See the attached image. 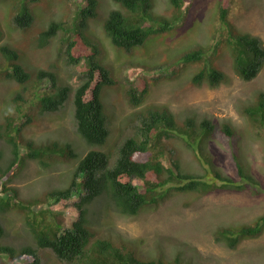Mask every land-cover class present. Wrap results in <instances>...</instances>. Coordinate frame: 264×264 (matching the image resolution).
Returning <instances> with one entry per match:
<instances>
[{"label":"rangeland","instance_id":"374dc122","mask_svg":"<svg viewBox=\"0 0 264 264\" xmlns=\"http://www.w3.org/2000/svg\"><path fill=\"white\" fill-rule=\"evenodd\" d=\"M25 1L30 0H0V45L8 44L20 53L17 60L33 72V79L36 76L35 67H46L50 61L55 62L54 69L60 78L58 80L68 84L70 90L69 98L60 110L43 114L39 121L34 120L28 124L22 135L30 140L44 142L43 144L50 143L53 139L63 144L70 143L76 155H68L67 150L49 165L29 158L7 182L8 186L17 189L21 198L35 195L47 199L44 189L64 186L78 160L89 149L105 150L111 157L110 164H113L119 139L134 130L141 113L149 108L162 107H167L180 121L186 115L196 116L197 119H211L215 125L212 135L206 141V147L213 163L222 172L238 178L234 158L236 154V160L264 184V124L260 125L262 120L258 121V118L255 119L256 122H252L244 112L246 105L254 101L257 93L264 91V63L257 75L250 80L241 79L234 73L232 56L222 42L228 29L227 22L221 20L218 13V4L222 0H183L182 10L187 12L190 9L186 17L176 20L169 30L149 35L143 44L130 50L113 45L98 24L106 18L110 8L120 7V4L115 0H100L97 16L89 20L87 29L95 32V39H98L100 47L97 58L115 80L113 84L104 86L101 92V100L109 120V135L103 145H87L77 135L72 96L74 88L83 79V72L68 63L66 58H58L61 47L59 35L52 39L49 47L36 48L30 42L35 34L46 27L50 18L69 19L73 9L80 4L79 0L27 2L36 15L30 26L20 29L12 26L10 21L13 12L22 7ZM14 3L16 7H13ZM154 4V12L158 17L171 15L169 0H158ZM228 6L226 19L234 25L235 30L257 35L264 45V0H229ZM216 43L221 44L215 60L226 72V81L216 87L194 84L191 78L202 67L204 60L214 59L212 50ZM198 45L208 48L202 60L184 62L183 53ZM137 77L149 80L150 88L142 102L135 105L130 101L126 89L129 84L137 86ZM34 83L31 80V84ZM7 84L8 82H0V110L7 109L13 113L16 104L22 107L26 104L28 108L29 105L21 98L11 99ZM44 84L48 87L47 82ZM16 90L22 92L26 99L32 96L24 90ZM41 90L45 89L42 87ZM31 112L37 117L39 106L33 105ZM225 122L233 129L231 135H226L221 130V124ZM167 140L173 144L168 143L172 146H169L162 157L164 162L165 157L169 156L173 158L174 164L180 161V171L196 168L202 172L203 167H208L207 163L198 161L194 150L183 140L167 138L164 141ZM170 150L174 152L171 154ZM7 154L8 151H5V156ZM174 164L172 169L176 172ZM1 183L0 180V186ZM172 192L173 190H167V194L158 203L145 204L135 215H123L115 211L107 214L104 212L103 215L91 213L94 219L91 227L96 233L92 238H108L119 246L132 249L142 258L164 256L165 259H171L179 254L183 264H264V231L255 237L241 240L234 247L217 241L214 234L219 227L249 223L260 215L264 211V188H257L256 193L250 189L207 194L194 191ZM75 198H70L64 205L57 203L52 209L55 216L65 224L76 216V210L72 206ZM99 206L100 202L93 203L91 209H98ZM21 213L20 210L11 209L6 211L4 218L0 216V223L7 233L4 239L14 243V246L31 240L32 233L26 224L27 218L24 219ZM39 253L42 257L41 264H66L56 259L48 250H41ZM18 262L20 260L16 258L0 256V264Z\"/></svg>","mask_w":264,"mask_h":264},{"label":"trees","instance_id":"16d2710c","mask_svg":"<svg viewBox=\"0 0 264 264\" xmlns=\"http://www.w3.org/2000/svg\"><path fill=\"white\" fill-rule=\"evenodd\" d=\"M115 1L120 7L110 8L106 18L98 24L113 45L125 50L143 44L151 34L171 29L175 21L182 16L186 17L190 10H182L183 0H169L171 15L158 17L154 12V2L158 3V0ZM27 2L32 0L25 1L22 7L13 12L10 21L12 26L25 29L33 22L36 13ZM79 2L69 19L50 18L46 27L35 34L30 42L36 48L49 47L52 39L59 35L61 47L58 58H66L68 63L83 72V79L74 88L72 96L77 135L87 145H103L109 135V120L101 92L104 86L113 84L115 80L97 58L100 47L95 32L92 35V30L87 29L89 20L97 16L100 0ZM228 4L229 0H222L218 4L220 18L228 24L227 36L222 42L232 56L234 73L241 79L250 80L264 63V45L257 35L235 30L234 25L227 21ZM13 7H16L15 3ZM66 32L72 34L67 35ZM219 45L216 43L212 50L214 59L204 60L202 67L193 74L191 81L194 84L216 87L226 81V72L215 60L220 52ZM207 50L198 45L184 52L182 59L184 62L200 61ZM19 56L20 53L8 44L0 45V82H8V95L11 94L12 100L21 98L29 105L26 108V104L25 107L16 104L13 113L7 109L0 110V216L4 218L6 211L11 209L20 210L24 219L27 218L26 224L32 235L29 242L14 246V243L5 241L7 233L0 223V256L16 258L20 260L17 264H41L39 251L48 250L66 264H183L179 254L171 259H165L164 256L142 258L132 249L119 246L108 238H92L96 233L91 227L94 221L91 213L103 215L104 212L107 214L115 211L123 215H135L145 204L158 203L167 194V190L207 194L250 189L256 193L257 188H264V184L236 160V154L234 158L239 179L222 172L213 163L206 147V141L212 135L215 125L211 119L186 115L180 121L167 107H162L149 108L141 113L134 130L119 139L113 164H110L111 157L105 150L89 149L78 160L64 186L44 189L47 199L35 195L21 198L17 189L8 186L7 182L29 158L49 165L67 150L71 156L76 155V152L67 142L63 144L53 139L43 144L22 135L28 124L34 120L39 121L43 114L60 110L65 105L70 86L58 80L60 78L54 69L55 62L50 61L46 67H35L37 70L33 79V72L17 60ZM31 80L35 83L31 84ZM44 82H47L49 88ZM136 83L137 86L129 84L126 89L130 101L135 105L142 102L150 88L149 80L145 78L137 77ZM42 87L45 90L42 91ZM16 89L24 90L32 96L26 99ZM36 104L39 106L37 117L31 112V107ZM244 112L252 122L258 118V121L262 120L260 125L264 124V91L257 93L254 101L246 105ZM221 130L226 135L233 133L230 124L226 122L221 124ZM167 138L183 140L194 150L198 161L207 163L208 167H203L202 172L196 168L193 171H180V161L174 164L173 158L169 156L165 157L164 162L162 157L172 146L168 143L173 144L168 142L170 140L164 141ZM5 151H8L6 156ZM170 152L172 154L174 151ZM173 164L176 172L172 169ZM74 196L76 198L72 206L76 216L65 224L55 216L52 209L57 203L66 204ZM99 202L98 209L92 210L91 205ZM263 231L264 211L252 222L222 226L214 234L217 241L234 247L241 240L260 235Z\"/></svg>","mask_w":264,"mask_h":264},{"label":"clouds","instance_id":"9594fccd","mask_svg":"<svg viewBox=\"0 0 264 264\" xmlns=\"http://www.w3.org/2000/svg\"><path fill=\"white\" fill-rule=\"evenodd\" d=\"M250 33V32H249ZM255 35V34H254Z\"/></svg>","mask_w":264,"mask_h":264}]
</instances>
